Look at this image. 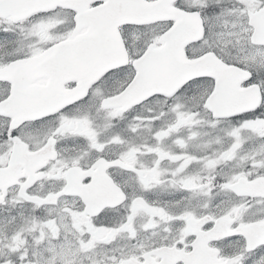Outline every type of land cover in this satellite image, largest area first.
I'll list each match as a JSON object with an SVG mask.
<instances>
[{
  "label": "snow or ice",
  "instance_id": "6c2138e0",
  "mask_svg": "<svg viewBox=\"0 0 264 264\" xmlns=\"http://www.w3.org/2000/svg\"><path fill=\"white\" fill-rule=\"evenodd\" d=\"M0 264H264V0H0Z\"/></svg>",
  "mask_w": 264,
  "mask_h": 264
}]
</instances>
